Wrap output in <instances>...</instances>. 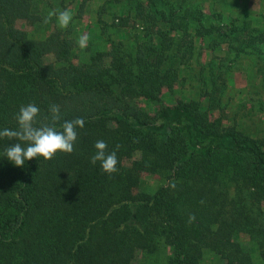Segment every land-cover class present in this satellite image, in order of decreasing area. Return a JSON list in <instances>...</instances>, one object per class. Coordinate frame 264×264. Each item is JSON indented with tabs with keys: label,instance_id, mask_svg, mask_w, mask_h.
I'll use <instances>...</instances> for the list:
<instances>
[{
	"label": "trees",
	"instance_id": "trees-1",
	"mask_svg": "<svg viewBox=\"0 0 264 264\" xmlns=\"http://www.w3.org/2000/svg\"><path fill=\"white\" fill-rule=\"evenodd\" d=\"M34 1L0 0V130H17L29 103L40 109L36 127L52 123L53 104L58 130L76 118L84 127L71 154L22 168L4 154L19 141L0 138V264H132L138 254L148 264H204L208 254L212 264H264V139L211 116L225 70L202 85L206 107L179 99L151 113L136 103L157 101L173 85L195 54V37L218 42L201 11L190 0H102L94 22L107 50L75 63L73 26L42 39L16 26L39 19ZM138 28L144 38L133 45ZM221 36L236 54L264 44V30L245 16ZM98 140L116 150L111 176L90 162ZM143 172L162 184L135 192Z\"/></svg>",
	"mask_w": 264,
	"mask_h": 264
},
{
	"label": "rangeland",
	"instance_id": "rangeland-1",
	"mask_svg": "<svg viewBox=\"0 0 264 264\" xmlns=\"http://www.w3.org/2000/svg\"><path fill=\"white\" fill-rule=\"evenodd\" d=\"M101 2L102 0H35L34 4L40 6V12L37 14L39 19L33 23L18 19L15 24L26 30L30 36L42 39L54 28H60L56 16L49 18V13L58 14L69 10L72 13V20L68 26L74 28L71 33L74 38L72 60L80 63L96 50H107L106 38L98 34L99 28L94 22L95 11ZM190 6L201 11L204 22L212 26L210 32L218 42L208 46L209 36H205L207 39L195 37V54L189 64L181 67L179 77L173 85L164 87L157 101L139 97L136 103L140 108L151 113L161 103L172 104L179 99L200 100L206 107L207 98L202 97L201 87L210 84V73L214 75L215 71L222 69L225 70V75L216 79L220 87H223L225 81L224 92L219 95L221 107L211 110V116H222L226 125L264 139V44L259 45L256 50L236 54L227 51L221 36L227 24L237 16H245L257 29L264 30V0H207L206 2L190 0ZM138 29L137 37L130 38L133 45L136 40L141 41L144 38V32ZM129 30L122 28L121 31L126 34ZM217 34L219 37L216 36ZM81 35L88 36L87 47L83 49L78 45ZM45 59L52 62L54 57L49 54ZM162 182V177L143 172L141 182L134 191L151 192ZM261 207L264 210V201ZM240 239L243 242L248 241L245 235ZM246 245L254 252L255 249L250 242ZM164 251L165 254L169 253V248L166 247ZM253 257L258 261L255 252ZM132 264H148V260L142 254H138ZM204 264H212L209 254L206 255Z\"/></svg>",
	"mask_w": 264,
	"mask_h": 264
},
{
	"label": "clouds",
	"instance_id": "clouds-1",
	"mask_svg": "<svg viewBox=\"0 0 264 264\" xmlns=\"http://www.w3.org/2000/svg\"><path fill=\"white\" fill-rule=\"evenodd\" d=\"M56 16L58 25L62 29H66L72 20V13L69 10H64L58 14L49 13V18ZM47 22V21H46ZM88 36L81 35L78 39V45L81 49L86 48ZM51 124H45L36 127V117L40 109L34 103H29L26 106H21L16 117L18 129H3L0 130V138L6 137L9 140L16 138L19 143L9 145L5 149V156L17 167H23L27 160L43 157L45 160H51L58 152L71 154L74 151V144L77 140V127H84V120L76 118L71 121H65L61 125L62 130L56 128V123L61 119L59 105H50ZM96 152L91 156L90 162L95 165L100 162V169L103 173L111 176L118 171L116 150L108 153V145L103 140H98L94 145ZM117 150L119 145L116 146ZM171 187H175L172 183ZM195 220L194 215L189 216V222Z\"/></svg>",
	"mask_w": 264,
	"mask_h": 264
}]
</instances>
